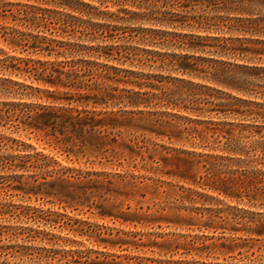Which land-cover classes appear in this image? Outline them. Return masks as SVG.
I'll list each match as a JSON object with an SVG mask.
<instances>
[{
	"label": "trees",
	"instance_id": "trees-1",
	"mask_svg": "<svg viewBox=\"0 0 264 264\" xmlns=\"http://www.w3.org/2000/svg\"><path fill=\"white\" fill-rule=\"evenodd\" d=\"M36 1L55 9L10 3L16 10L0 13V19L15 23L0 25V40L14 52L28 54L9 56L0 49V96L31 90L33 96L27 97L49 104L5 103L0 128L47 132L64 152L77 148L95 154L106 149L117 157L128 152L131 159L141 155L139 139L146 134L190 147L174 158L177 171L163 174L204 190L189 188L185 199L198 196L221 203L224 197L235 202L236 206L227 205L233 221L148 214H130L129 221L240 234L214 244L215 250L205 245L193 249L208 256L220 249L225 257L238 252L248 264H264L254 252L256 242L264 239V0ZM100 17L105 20L93 21ZM200 53L234 62L196 56ZM203 91L224 96L217 98L223 102L215 104L217 99ZM124 134L132 138L123 139ZM21 145L0 134V180L5 179L3 172L22 178L14 173L47 169L41 163L47 160L43 155L14 154ZM58 182L62 189L72 186L64 176L54 184ZM18 183L25 194H36L35 185L21 179ZM263 249L261 245L259 251Z\"/></svg>",
	"mask_w": 264,
	"mask_h": 264
},
{
	"label": "rangeland",
	"instance_id": "rangeland-1",
	"mask_svg": "<svg viewBox=\"0 0 264 264\" xmlns=\"http://www.w3.org/2000/svg\"><path fill=\"white\" fill-rule=\"evenodd\" d=\"M10 3L55 9L36 0H0L1 14L7 11L10 15L8 10H16V6H11ZM128 8L134 10L132 7ZM77 16L82 17L79 14ZM101 19L105 20V17L93 21L100 22ZM0 25L13 27L15 23L10 19H0ZM49 38L53 37L49 36ZM57 39L63 40L62 37ZM0 49L9 56L28 57V54H21L20 51L14 52L2 40H0ZM196 56L207 60L213 58L219 62H234L227 57L206 53ZM30 57L45 60L42 56ZM50 60L55 61V58L52 57ZM63 60L65 59H58V61ZM199 63L204 62L199 61ZM20 81L25 80L22 78ZM193 81L206 83L201 78H193ZM31 83L30 80L26 82L30 85ZM207 84L216 89L229 91L219 85ZM37 86L35 84V87ZM33 94L31 90H19L17 95L0 96V108H4L5 103L14 102L36 106L49 104L47 100L27 97ZM205 94H212L215 100L224 97L211 91ZM220 102L223 100L217 99L215 104ZM62 104H66L69 108L75 107V104L67 105V102ZM53 106L60 107L61 104L55 103ZM97 111L104 112L102 108ZM108 111L110 112L111 109ZM218 117L223 118L222 115ZM233 119V117L228 118L232 121ZM23 129V127L20 130L0 128V134L17 139L23 144L13 152L14 154L38 153L47 157V160L41 162L47 169L42 172H34L31 169L14 173L22 178L10 177L12 173L8 172L1 174L5 179L0 180L2 182L0 183V264L249 263V260L241 257L238 252L233 254V257H225L219 254L220 249L217 255L213 253L208 256L207 253L196 252L193 249V246L197 248L205 245L215 250L214 244L220 245L226 239L239 238L240 234L204 231L188 225L177 226L159 222L149 224L144 222L145 220L141 223L129 221L133 219L130 214H148L155 218L177 215L185 220L194 219V221L213 218L218 222L222 218L229 217V220L233 221V215H230L233 213L229 211L227 205L236 206L235 202L224 197L220 198L221 203L198 196L194 200L185 199L189 188L199 192L204 190L179 178L163 174L169 169L177 171V161L174 158L181 155V150H190V147L171 143L167 138L155 134H146L139 139L140 146L143 147L140 150L141 155L133 159L128 152L126 156L117 157L112 150L106 151V149L99 150L95 154L82 153L80 152L82 150L77 148L72 152H64L55 146L54 140L47 135V132ZM115 135H110V138H114ZM122 138L129 141L132 137L124 134ZM12 145L8 143V147ZM8 152L12 154V151ZM164 158L168 159L163 160ZM165 166H168L167 169ZM62 176L72 182L70 188L65 186L62 189L59 186L64 185L60 182L54 184L56 179ZM20 179L35 185L36 194H25L19 190ZM239 207L251 212H263L250 206ZM207 209L213 211L221 209L224 212L218 215L211 211L207 212ZM106 212L107 215H101ZM232 212L237 214L236 211ZM255 217L260 218V216ZM164 243L167 245L165 246ZM261 245H264V239L256 242L254 252L255 257H259L257 261L264 263V249L259 251Z\"/></svg>",
	"mask_w": 264,
	"mask_h": 264
}]
</instances>
